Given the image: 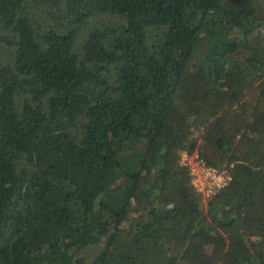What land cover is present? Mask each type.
I'll list each match as a JSON object with an SVG mask.
<instances>
[{
  "label": "trees",
  "instance_id": "16d2710c",
  "mask_svg": "<svg viewBox=\"0 0 264 264\" xmlns=\"http://www.w3.org/2000/svg\"><path fill=\"white\" fill-rule=\"evenodd\" d=\"M0 264H264V0H0Z\"/></svg>",
  "mask_w": 264,
  "mask_h": 264
},
{
  "label": "built area",
  "instance_id": "2783aa9c",
  "mask_svg": "<svg viewBox=\"0 0 264 264\" xmlns=\"http://www.w3.org/2000/svg\"><path fill=\"white\" fill-rule=\"evenodd\" d=\"M180 163L189 168L191 183L203 198L212 195L225 185L228 178L226 174L219 172L215 167L206 165L197 153L183 152Z\"/></svg>",
  "mask_w": 264,
  "mask_h": 264
},
{
  "label": "rangeland",
  "instance_id": "374dc122",
  "mask_svg": "<svg viewBox=\"0 0 264 264\" xmlns=\"http://www.w3.org/2000/svg\"><path fill=\"white\" fill-rule=\"evenodd\" d=\"M194 152L197 153L195 150H193L191 153L195 154Z\"/></svg>",
  "mask_w": 264,
  "mask_h": 264
}]
</instances>
